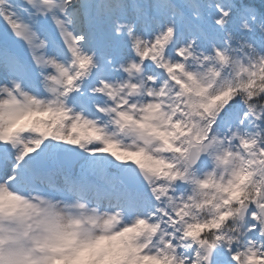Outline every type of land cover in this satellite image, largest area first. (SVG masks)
Here are the masks:
<instances>
[{"label": "snow or ice", "instance_id": "6c2138e0", "mask_svg": "<svg viewBox=\"0 0 264 264\" xmlns=\"http://www.w3.org/2000/svg\"><path fill=\"white\" fill-rule=\"evenodd\" d=\"M0 264H264V0H0Z\"/></svg>", "mask_w": 264, "mask_h": 264}]
</instances>
